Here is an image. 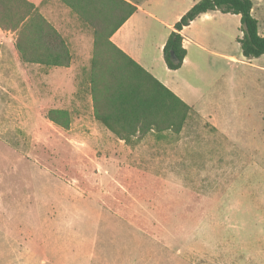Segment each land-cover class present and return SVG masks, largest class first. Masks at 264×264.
I'll use <instances>...</instances> for the list:
<instances>
[{"label": "rangeland", "instance_id": "1", "mask_svg": "<svg viewBox=\"0 0 264 264\" xmlns=\"http://www.w3.org/2000/svg\"><path fill=\"white\" fill-rule=\"evenodd\" d=\"M154 1L173 19L193 0ZM251 2L264 35V0ZM209 24L204 47L235 61L202 56L176 74L153 63L192 108L179 134L126 144L94 120L77 74L91 38L69 71L0 74V264H264V55H241L240 16Z\"/></svg>", "mask_w": 264, "mask_h": 264}, {"label": "trees", "instance_id": "2", "mask_svg": "<svg viewBox=\"0 0 264 264\" xmlns=\"http://www.w3.org/2000/svg\"><path fill=\"white\" fill-rule=\"evenodd\" d=\"M58 1L92 31L86 80L94 120L126 144L150 132L179 134L192 108L110 41L136 7L125 0ZM252 8L251 0H200L175 23L163 48L166 67L173 71L181 67L186 51L180 32L209 11L240 16L241 55L246 59L263 56L264 35L259 34ZM0 29L17 33L14 47L22 63L69 67L71 55L64 38L28 0H0ZM66 117L65 112L52 109L46 115L61 128ZM42 165L57 175L55 168Z\"/></svg>", "mask_w": 264, "mask_h": 264}, {"label": "crops", "instance_id": "3", "mask_svg": "<svg viewBox=\"0 0 264 264\" xmlns=\"http://www.w3.org/2000/svg\"><path fill=\"white\" fill-rule=\"evenodd\" d=\"M38 10V12L57 30V32L64 38L68 45L71 62L69 67H44L41 65L24 64L18 59V55L15 51V41L17 37L16 32L2 31L0 29V74H27L28 71H24V68H30L36 71L33 74H45L42 72L47 71L48 74H52L55 70L69 71L72 69L74 63H79L82 60V48L87 45L85 40L90 39L91 50L88 52L86 62L90 65V59L92 56L93 35L92 31L85 25H83L78 18L58 0H28ZM128 3L136 7V11L123 23L120 28L112 34L110 41L122 52L128 55L133 61L139 64L143 69L150 73L184 103L189 105L185 99V93H182L180 89L176 87L172 80L169 78L172 74H157L154 70V64L156 61H162L165 71L169 73H179L183 67H189L188 71H193L199 66L202 61V56L217 55L225 61H235L233 57L218 54L204 47L203 41L207 39L210 28V21L218 14L225 15L219 11H209L205 14H201L188 26L184 27L180 32L183 41L182 46L186 51V56L183 60L181 67L178 70H169L166 67L163 58V48L170 35L174 30V25L179 21L182 15H184L193 5L200 0H193L188 7L179 11L174 15L173 19H167L165 15L159 10L157 2L154 0H125ZM185 0H177V3H183ZM144 2V3H143ZM189 8V9H188ZM253 9V8H252ZM205 30V31H204ZM204 31V32H203ZM259 31V30H258ZM260 34V33H259ZM154 38L155 41L150 42V38ZM241 38V37H238ZM237 38V39H238ZM236 39V41H237ZM86 47V46H84ZM154 48L153 53L151 49ZM12 61L8 64V61ZM89 66L84 70L80 69L77 74H87ZM264 72V68H261ZM0 111H8V101L5 94L6 91H0ZM4 96V97H3ZM39 106L41 101L39 99H32L27 101ZM26 105V104H25ZM30 105V103H27ZM25 109V108H24ZM1 117L0 127L3 131V127L6 126L7 120ZM7 132V130H6ZM43 171L52 175L47 169L40 168ZM0 187V209L4 205L5 194Z\"/></svg>", "mask_w": 264, "mask_h": 264}]
</instances>
